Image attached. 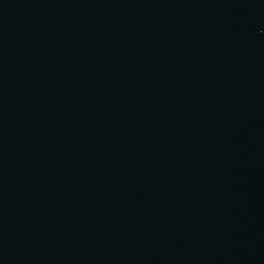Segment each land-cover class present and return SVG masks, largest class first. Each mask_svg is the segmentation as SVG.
Listing matches in <instances>:
<instances>
[{
	"label": "water",
	"instance_id": "water-1",
	"mask_svg": "<svg viewBox=\"0 0 264 264\" xmlns=\"http://www.w3.org/2000/svg\"><path fill=\"white\" fill-rule=\"evenodd\" d=\"M0 264H264V0H0Z\"/></svg>",
	"mask_w": 264,
	"mask_h": 264
}]
</instances>
